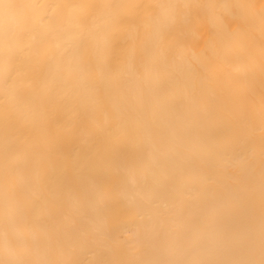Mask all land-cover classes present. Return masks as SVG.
<instances>
[{
  "label": "bare ground",
  "instance_id": "obj_1",
  "mask_svg": "<svg viewBox=\"0 0 264 264\" xmlns=\"http://www.w3.org/2000/svg\"><path fill=\"white\" fill-rule=\"evenodd\" d=\"M0 264H264V0H0Z\"/></svg>",
  "mask_w": 264,
  "mask_h": 264
}]
</instances>
